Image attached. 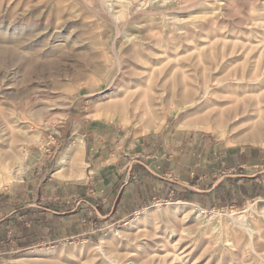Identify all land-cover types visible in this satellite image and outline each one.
Instances as JSON below:
<instances>
[{"label":"rangeland","instance_id":"rangeland-1","mask_svg":"<svg viewBox=\"0 0 264 264\" xmlns=\"http://www.w3.org/2000/svg\"><path fill=\"white\" fill-rule=\"evenodd\" d=\"M233 107L264 121V0H0V264H264V171L115 215L92 166L49 199L16 173L25 148L104 119L192 149L173 176L209 190L229 167L207 172L203 137L249 153L223 176L264 170V126L237 135Z\"/></svg>","mask_w":264,"mask_h":264},{"label":"crops","instance_id":"crops-1","mask_svg":"<svg viewBox=\"0 0 264 264\" xmlns=\"http://www.w3.org/2000/svg\"><path fill=\"white\" fill-rule=\"evenodd\" d=\"M90 122L87 121L89 123L87 129L78 132L63 130V135H56L55 140L49 141L48 136L46 143L28 150L23 181L33 198L37 196L39 199L43 197L49 199L83 193L81 186L86 184L88 167L91 166L96 184L104 185L99 191V198L109 200L107 206L111 215L122 214L119 211L123 210L125 214H130L129 210L132 209L130 202L135 201V206L144 207L151 197L158 198L162 193L168 195L169 191L171 195L174 190L177 192L179 186H187L197 191L194 186L188 185L191 180L185 181L187 179L184 178L185 180L179 184L173 176L179 168L178 165L182 164L175 159L177 155L180 153L193 155L192 149L186 148L183 152L181 150L177 153L173 151L175 145L171 138L147 137L146 133L133 134L128 132L127 128L104 119H92ZM201 140L197 154L201 153L204 157L202 160L209 163L207 172L214 170L221 173V166L227 164L226 167H229L219 176L212 175L218 180L212 189L203 190L206 191L205 194L213 191L219 183L218 187L221 186V178L226 171L246 167L250 163V155L244 148H236L232 144L214 145L208 137ZM100 170L102 172L104 170V173ZM135 174L140 180L138 183L135 182L137 179L132 177ZM242 175L246 176V174L224 176L235 178ZM204 176L207 177V174ZM105 204L99 206L101 212H104ZM82 208L85 210L87 207Z\"/></svg>","mask_w":264,"mask_h":264},{"label":"bare ground","instance_id":"bare-ground-1","mask_svg":"<svg viewBox=\"0 0 264 264\" xmlns=\"http://www.w3.org/2000/svg\"><path fill=\"white\" fill-rule=\"evenodd\" d=\"M247 98H249V97H247ZM255 101H256V99H255ZM238 109H239V111L237 113H236L234 107L231 109H228V111H229L228 113H231L233 117L235 115H238V114L241 115L240 119L234 120V123H233V128L235 129V132L237 135H247L249 133L254 134L260 127L264 126V121H258V122L249 121V119H251L253 116L250 114H246L247 111L245 110V107L241 108L242 110L240 108H237L236 110H238ZM199 118H201V117H199ZM196 120L199 121L198 118ZM128 123H129V121H128ZM24 152H25V154H24V158H25L27 155V149L26 148L24 149ZM25 169H26V164L24 162H22L21 165L19 166L18 170L16 171V173L19 176H22L21 174L24 173ZM13 179H15L14 176H13ZM192 205L197 207L199 212H201V213L205 212V210L203 208H201L197 205H194V204H192Z\"/></svg>","mask_w":264,"mask_h":264},{"label":"trees","instance_id":"trees-1","mask_svg":"<svg viewBox=\"0 0 264 264\" xmlns=\"http://www.w3.org/2000/svg\"><path fill=\"white\" fill-rule=\"evenodd\" d=\"M263 172H261V173H259L257 176H256V178L255 177H252V178H249V177H246V176H237V177H235V178H233L232 176H225L224 177V179L221 181V184L223 183V181L225 180V179H230V180H232V179H236V180H246V181H254L255 179H257V178H259L261 175H263L262 174ZM179 184H180V182H178ZM220 185V183L214 188V189H216L218 186ZM213 189V190H214ZM197 192H201V193H204V192H206V191H197ZM97 211L99 212V216L100 217H104V215H103V213L99 210V209H97ZM12 216V215H11ZM11 216H9V217H5L4 219H1L0 220V226L1 225H3L4 223H6L8 220H9V218L11 217ZM99 217V218H100ZM98 218V217H97Z\"/></svg>","mask_w":264,"mask_h":264},{"label":"water","instance_id":"water-1","mask_svg":"<svg viewBox=\"0 0 264 264\" xmlns=\"http://www.w3.org/2000/svg\"><path fill=\"white\" fill-rule=\"evenodd\" d=\"M263 171H264V170H263ZM263 171H262V172H263ZM258 174H259V173H258ZM258 174H255V175H246V177L252 178V177L257 176ZM224 177H225V176H223V177L221 178V181L224 179ZM195 189H196L197 191H203V190H200V189H198V188H196V187H195ZM96 212H98L97 209H96ZM98 214H99V212H98Z\"/></svg>","mask_w":264,"mask_h":264},{"label":"built area","instance_id":"built-area-1","mask_svg":"<svg viewBox=\"0 0 264 264\" xmlns=\"http://www.w3.org/2000/svg\"><path fill=\"white\" fill-rule=\"evenodd\" d=\"M51 137L53 138V136H52V135H51ZM53 139H54V138H53ZM48 145H50V144L48 143ZM133 178H136V176L134 175V176H133Z\"/></svg>","mask_w":264,"mask_h":264}]
</instances>
